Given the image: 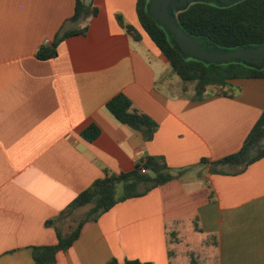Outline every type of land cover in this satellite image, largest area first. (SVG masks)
<instances>
[{
    "label": "crops",
    "instance_id": "0c3cea01",
    "mask_svg": "<svg viewBox=\"0 0 264 264\" xmlns=\"http://www.w3.org/2000/svg\"><path fill=\"white\" fill-rule=\"evenodd\" d=\"M86 1L98 9L79 21L87 31L40 59L75 0H0V264H36L33 246L58 241L48 219L97 178L130 171L147 155L186 170L86 222L56 264H264V157L240 173H211L200 162L240 149L264 108V78H231L195 99L169 79L137 0ZM119 92L158 123L152 139L108 110ZM91 124L99 134L88 140ZM184 233L206 237L196 257L171 250V237Z\"/></svg>",
    "mask_w": 264,
    "mask_h": 264
},
{
    "label": "trees",
    "instance_id": "16d2710c",
    "mask_svg": "<svg viewBox=\"0 0 264 264\" xmlns=\"http://www.w3.org/2000/svg\"><path fill=\"white\" fill-rule=\"evenodd\" d=\"M148 3L149 0H137L140 25L180 77L183 87L186 89V86L192 84L193 98L206 97L210 86L224 90L231 78H264V65H250L243 61L206 62L185 56L174 43L169 31L149 13ZM97 11L92 2L75 0L74 14L67 19L52 42L39 47L37 57L48 59L55 56L57 47L63 39L87 31V23L84 26L76 24L83 19L87 21L96 15ZM176 17L181 28L199 38L204 46L209 45L212 50L264 44V0H237L225 5L205 0L195 1L186 8L177 10ZM66 23L76 26L71 25L67 28ZM127 29L135 39L141 38L134 26L128 25ZM106 107L119 121L140 130L146 140L153 138L158 123L135 108L130 98L123 92L110 98ZM98 134L99 128L95 124H91L82 132L83 137L88 140L94 139ZM262 157H264V108L239 150L216 160L202 158L200 162L209 163L211 173H240ZM185 170L181 169L174 173L164 156L147 155L137 161L130 171L106 174L97 178L55 217L46 221L47 225L55 228L58 241L55 244L33 246V260L36 264H56L57 253L71 247L86 222L97 220L118 202L142 196L153 188L179 177ZM119 184L123 187L120 194L117 193ZM70 220H74L75 224H71ZM63 225L71 229L64 231ZM107 264L154 263L138 259L119 261L112 257Z\"/></svg>",
    "mask_w": 264,
    "mask_h": 264
},
{
    "label": "water",
    "instance_id": "95a60500",
    "mask_svg": "<svg viewBox=\"0 0 264 264\" xmlns=\"http://www.w3.org/2000/svg\"><path fill=\"white\" fill-rule=\"evenodd\" d=\"M195 1L203 0H149L148 11L160 25L169 31L174 43L185 56H192L206 62L243 61L250 65H264V44L212 50L209 45L204 46L199 38L190 35L181 28L177 21L176 11L186 8ZM224 1L222 5L237 0ZM175 8L176 10H174Z\"/></svg>",
    "mask_w": 264,
    "mask_h": 264
},
{
    "label": "rangeland",
    "instance_id": "374dc122",
    "mask_svg": "<svg viewBox=\"0 0 264 264\" xmlns=\"http://www.w3.org/2000/svg\"><path fill=\"white\" fill-rule=\"evenodd\" d=\"M174 10H176V8ZM76 25H79V24H76ZM169 69H170L169 79L172 82H180L181 85H182V92L184 94H187L186 92H188V94H192L194 96V90H193L192 84H189L188 86H186V89H185L183 87L182 80L173 71L171 65H170ZM208 88L212 92L222 91V90H218V88L216 86H210ZM122 191H123L122 184H119L118 188H117V193L120 194ZM79 213H81L80 210H79ZM70 222H71V224H75L74 220H70ZM63 229H64V231H69L71 228L66 226V225H63ZM201 240H202V242L206 241V237L203 236L202 234L199 235V234L184 233L183 236L180 237V241L179 242H176V237L172 236L171 237V242H170V248L175 253H177L179 251H182V250L185 251L189 258L193 257V256L196 257L198 255V253L201 251V245H200L201 244ZM208 240H211V238L209 237Z\"/></svg>",
    "mask_w": 264,
    "mask_h": 264
},
{
    "label": "flooded vegetation",
    "instance_id": "af4514ba",
    "mask_svg": "<svg viewBox=\"0 0 264 264\" xmlns=\"http://www.w3.org/2000/svg\"><path fill=\"white\" fill-rule=\"evenodd\" d=\"M211 2H214L216 4H224L223 2H225L224 0H212Z\"/></svg>",
    "mask_w": 264,
    "mask_h": 264
}]
</instances>
